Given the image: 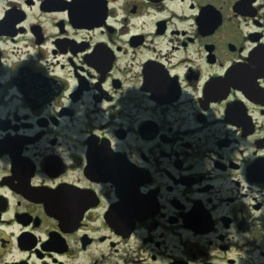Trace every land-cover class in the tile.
<instances>
[{"label":"flooded vegetation","instance_id":"1","mask_svg":"<svg viewBox=\"0 0 264 264\" xmlns=\"http://www.w3.org/2000/svg\"><path fill=\"white\" fill-rule=\"evenodd\" d=\"M0 264H264V0H0Z\"/></svg>","mask_w":264,"mask_h":264}]
</instances>
